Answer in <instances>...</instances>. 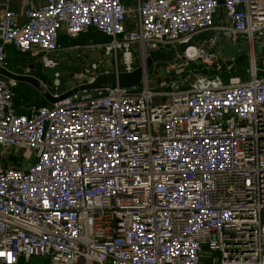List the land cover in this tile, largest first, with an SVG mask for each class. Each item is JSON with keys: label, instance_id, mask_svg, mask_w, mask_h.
Returning a JSON list of instances; mask_svg holds the SVG:
<instances>
[{"label": "built area", "instance_id": "built-area-1", "mask_svg": "<svg viewBox=\"0 0 264 264\" xmlns=\"http://www.w3.org/2000/svg\"><path fill=\"white\" fill-rule=\"evenodd\" d=\"M90 27L109 38L81 46L114 64L79 84L142 65L140 84L17 104L8 46L46 69ZM209 31L264 44V0H0V264H264V67L231 75ZM152 53L189 73L157 82ZM200 61L214 75L193 77Z\"/></svg>", "mask_w": 264, "mask_h": 264}, {"label": "rangeland", "instance_id": "rangeland-1", "mask_svg": "<svg viewBox=\"0 0 264 264\" xmlns=\"http://www.w3.org/2000/svg\"><path fill=\"white\" fill-rule=\"evenodd\" d=\"M135 11L132 10L129 13L128 21L135 20ZM98 35V36H97ZM77 35L75 40L70 44H78V47L68 48L59 58V65L65 68V74H60L58 78L49 75L46 69L43 66V63L38 61L37 57L32 56L31 54H21L15 48L9 47L8 54L10 59V66L21 73H29L38 76L42 79L47 88L52 92L57 90V86L59 87V91H66L76 85L79 84L78 80L74 77V74L79 72L81 68L86 64L87 61L92 59H100L104 58L107 63L112 66L114 64V54H105L104 50L101 49H93L85 51L83 46L87 42L91 40H102V35ZM66 37H63V41H66L65 44L69 45ZM209 48H214V45H209ZM148 61V60H147ZM182 58H170V57H162L160 58L156 64H152L151 73L153 79L157 82L164 83L166 80L173 77L175 74H187L189 71L181 70L182 69ZM239 66L231 75H240L244 79L248 77V73L250 71L251 65H254L256 62L258 66L264 67V52H247L245 55L240 56L236 61ZM177 63V68L180 70L179 73L176 72V66L173 68L172 64ZM147 64V62H146ZM195 73L193 77H197V73H206L207 75H214L215 70L211 67H207L204 62L200 61L199 63H195L193 65ZM245 75V76H244ZM17 86V99L18 102L21 97L25 98L24 105L29 104H39L41 100L45 98L42 93L38 90V88L27 82V81H18ZM23 150H5L3 154V165L7 166L9 164H23ZM18 159L19 161H17ZM20 264H49L48 259L42 256H33L30 260L21 259Z\"/></svg>", "mask_w": 264, "mask_h": 264}, {"label": "water", "instance_id": "water-1", "mask_svg": "<svg viewBox=\"0 0 264 264\" xmlns=\"http://www.w3.org/2000/svg\"><path fill=\"white\" fill-rule=\"evenodd\" d=\"M207 36L217 35L219 38L218 48L220 52L228 57L233 58L237 57L239 54L243 52H264V44L260 42H254L251 44L250 42H240L234 43L231 40H225L223 35L220 33H216L215 31H209L206 33ZM193 42V40H192ZM157 59V55L155 53L150 54L148 57V61L146 64L147 68H150L154 61ZM46 71L49 75L54 76L57 72L59 74H65V68L60 65L55 66H47ZM143 66H137L133 71H119L116 72L115 70L108 71V72H100L97 74L94 79L90 81L82 82L64 92L60 95H54L44 84L41 78L36 75L29 74V73H21L9 68H3L1 73L16 80V81H27L33 85H35L38 90L42 93V95L51 103L59 101L67 96H70L74 93L83 90H92L96 88L102 87L105 83H111L113 85H121V86H135L140 84L142 77H143Z\"/></svg>", "mask_w": 264, "mask_h": 264}, {"label": "trees", "instance_id": "trees-1", "mask_svg": "<svg viewBox=\"0 0 264 264\" xmlns=\"http://www.w3.org/2000/svg\"><path fill=\"white\" fill-rule=\"evenodd\" d=\"M127 24L128 25H130V21H128L127 22ZM80 34H84V35H97V34H99V35H102V40H105V39H108L109 38V36L108 35H106L105 33H103L102 31H100V30H98V29H96L95 27H90L87 31H85V32H81ZM80 34H78V35H80ZM98 36V35H97ZM66 37V39L68 40L67 42L70 44V43H72L74 40H75V38L77 37H71V36H65ZM65 39V40H66ZM60 40L63 42V43H65L66 41H63V38L61 37L60 38ZM247 52H243V53H241V54H239L237 57H236V60L240 57V56H242V55H245ZM166 57H171V55L169 54L168 56H166ZM9 64H10V59H9ZM239 66V64H238V62H236V64H235V66H234V68L232 69V71L231 72H234L235 70H236V68ZM245 76V75H244ZM18 83L19 82H17V84H16V86H15V97L17 98V86H18ZM47 103H49V101L46 99V98H43L42 100H41V103H39V104H47Z\"/></svg>", "mask_w": 264, "mask_h": 264}, {"label": "crops", "instance_id": "crops-1", "mask_svg": "<svg viewBox=\"0 0 264 264\" xmlns=\"http://www.w3.org/2000/svg\"><path fill=\"white\" fill-rule=\"evenodd\" d=\"M123 1H124L126 4H128V6H130L131 8H133V6L135 5V0H123ZM65 36H67V34H65V33H63V34L61 35L62 38L65 37ZM9 47H11V48L14 49V47L11 46V45H9L8 48H9ZM9 66H10V64H9ZM10 67H11V69H13L12 66H10ZM13 70H14V69H13ZM16 99H17V98L15 97V101H16ZM16 103H17V104H20V100H19L18 102L16 101ZM19 262H20V261H19ZM19 262H18L17 264H20Z\"/></svg>", "mask_w": 264, "mask_h": 264}]
</instances>
